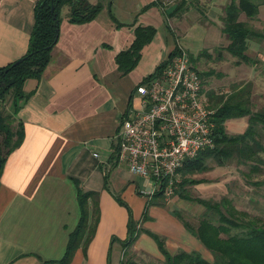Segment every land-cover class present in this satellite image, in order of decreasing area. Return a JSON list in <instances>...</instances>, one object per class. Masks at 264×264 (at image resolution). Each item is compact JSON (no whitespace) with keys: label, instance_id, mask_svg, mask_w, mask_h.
<instances>
[{"label":"crops","instance_id":"crops-1","mask_svg":"<svg viewBox=\"0 0 264 264\" xmlns=\"http://www.w3.org/2000/svg\"><path fill=\"white\" fill-rule=\"evenodd\" d=\"M184 1L178 12V4L156 0H88L100 2L101 9L86 23L70 22V6L63 7L50 63L39 80L24 83L31 96L16 115L24 124V140L7 156L0 179V264L61 259L80 220L78 187L99 193L100 216L93 239L76 250L70 264H120L122 242L129 234L128 208L140 227L157 234L171 254L199 251L210 260L211 253L186 227L176 206L146 209L148 200L138 190L145 179L119 163L116 154L121 118L136 87L176 47L186 49L196 66L221 48L223 59L234 60L228 58L230 40L223 31L231 0ZM37 2L0 0V67L27 52ZM257 16L260 27V11ZM148 26L156 31L153 39L142 48L137 65L123 74L117 55L130 48L138 27ZM252 46L260 56V40ZM244 63L235 61L237 68ZM89 205L92 210L91 199ZM127 250L164 257L158 241L145 231Z\"/></svg>","mask_w":264,"mask_h":264},{"label":"trees","instance_id":"trees-1","mask_svg":"<svg viewBox=\"0 0 264 264\" xmlns=\"http://www.w3.org/2000/svg\"><path fill=\"white\" fill-rule=\"evenodd\" d=\"M184 0L178 2L176 11L179 12ZM160 3V2H158ZM260 3L264 0H231L225 9L224 28L230 40L227 50L239 61L251 62L246 53L249 48V39L258 36L246 22L241 20V14L248 18H255L259 13ZM161 4V3H160ZM64 6H70L68 20L72 23H86L93 20L101 9V3L91 4L88 0H38L35 6V24L32 30L28 50L20 59L0 67V97L12 94V112L0 113V179L7 156L24 140V124L18 119L21 103L27 101L31 93L24 90V83L29 78L40 79L52 59V50L56 46L62 21L61 12ZM153 27H138L133 44L116 57L119 68L123 74L130 72L141 57L142 48L149 43L154 35ZM178 47L169 55L171 57ZM193 58V57H192ZM162 65V64H161ZM160 65V67H161ZM159 67V68H160ZM204 79V74L200 71ZM210 107L216 110L214 120L217 128L214 133L215 148L201 151L196 158L187 160L179 170L182 179L179 186L185 182L186 175L203 172L209 169V158L214 159L219 165H225L236 158L240 164L258 159L259 153L264 151L261 140L264 134V108L254 110L251 96V86L248 84L233 93L217 94L206 92ZM248 116L249 124L244 133L229 135L224 127L227 119ZM17 122L18 128L13 129L12 122ZM118 147L116 145V151ZM122 205L127 203L115 195ZM164 198L163 192H158L152 200L147 201L146 209L152 205L164 204L157 198ZM80 204V220L76 228L70 233L68 245L64 256L56 261H47L45 264H70L76 250L84 249L94 237L100 216L99 193L85 191L78 187ZM92 200V210L89 201ZM195 200V199H191ZM202 204L205 212L199 224L194 227L184 220L186 227L209 249L214 255V261L208 260L198 251L180 250L171 254L164 246L162 239L150 230L140 228V223L133 219L130 208L129 234L122 242L124 253L142 232H147L154 237L160 246L165 258V264H264V224L260 225L244 222L234 214L226 199L215 201L213 199L196 198ZM225 206L226 212L223 210ZM230 212V215L228 214ZM90 216L92 217L90 221ZM145 216V213H144ZM124 258V257H123ZM135 264L132 261L121 264Z\"/></svg>","mask_w":264,"mask_h":264},{"label":"built area","instance_id":"built-area-1","mask_svg":"<svg viewBox=\"0 0 264 264\" xmlns=\"http://www.w3.org/2000/svg\"><path fill=\"white\" fill-rule=\"evenodd\" d=\"M156 1L168 5L175 0ZM131 101L116 135L117 161L145 179L138 190L148 201L158 192L171 197L185 162L216 146V110L188 51L178 48L136 87Z\"/></svg>","mask_w":264,"mask_h":264},{"label":"rangeland","instance_id":"rangeland-1","mask_svg":"<svg viewBox=\"0 0 264 264\" xmlns=\"http://www.w3.org/2000/svg\"><path fill=\"white\" fill-rule=\"evenodd\" d=\"M180 1L175 0L173 3L177 4ZM259 11L260 27L257 26L258 16L248 18L244 13L241 14V20L259 34L258 36H252L248 42L249 46L251 45L249 51L251 62L244 61V66L237 68L235 61H238L239 58L229 54L228 58L231 59L233 57L232 59L234 60L223 59L222 54H220L223 52L221 48V51H215L211 55L212 57L207 55L200 58V63L197 65V68L199 67L198 69L204 74L205 92L213 91L220 95H229L236 91V88L239 90L240 86L243 87L249 84L251 86L254 110L264 108V4L260 3ZM258 40H260V56L255 54L256 48L252 46V43H256ZM259 73L262 76L261 79L258 77ZM257 77L260 80V87L256 88L254 95V85L257 84L255 81ZM11 112L12 94L9 93L4 95V97H0V113ZM248 124L249 117L242 116L227 119L224 127L226 132L233 136L244 133L248 128ZM12 126L16 130L18 128L17 122L13 121ZM261 140L264 143V134H262ZM259 157L258 159L247 161L246 164H240L236 158H233L225 165H219L214 159L209 158L207 161L209 169L186 175L183 177L185 182L178 187L174 195L167 198L165 196L164 198L159 197L157 201L163 202L165 205L176 206L177 213L194 227L199 224L205 212L204 206L195 201L196 198L213 199L215 201L226 199L230 207H233L236 217L244 222L252 221L263 225L264 151L259 153ZM179 179H182L181 174ZM223 210L226 212L225 206ZM228 214L230 215V212ZM208 251L211 253L210 260L214 261V255L209 249ZM128 261H132L135 264H165L164 257L160 259L152 255H137L132 251L126 250L123 262L126 263Z\"/></svg>","mask_w":264,"mask_h":264}]
</instances>
